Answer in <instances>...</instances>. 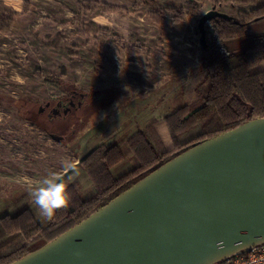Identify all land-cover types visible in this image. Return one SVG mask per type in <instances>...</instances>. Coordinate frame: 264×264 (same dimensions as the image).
<instances>
[{"label": "rangeland", "instance_id": "rangeland-1", "mask_svg": "<svg viewBox=\"0 0 264 264\" xmlns=\"http://www.w3.org/2000/svg\"><path fill=\"white\" fill-rule=\"evenodd\" d=\"M222 2L216 7L213 0H194L191 11L175 21L165 8L183 4L182 0H0V242L6 239L2 217L26 207L41 225L46 224L29 192L51 173L67 174L66 161L77 163L102 144L122 145L153 120L166 126L164 117L186 103L184 85L202 67L200 19L214 9L240 19V12L264 6V0ZM206 31L209 41L211 22ZM263 31L264 21H255L248 36L231 46L243 50ZM51 78L89 92L92 87L106 91L93 102L96 109L88 123L65 120L66 146L33 124L47 125L49 116L56 115L52 102L67 95L43 84ZM26 98L41 107L50 100L51 106L40 117L27 114L29 122L23 115L27 108L10 102ZM76 106L81 115L80 103ZM199 132L194 129L181 140ZM131 167L132 162L125 160L112 172L119 176ZM62 181L66 186L80 185L85 196L95 191L79 165Z\"/></svg>", "mask_w": 264, "mask_h": 264}, {"label": "water", "instance_id": "water-1", "mask_svg": "<svg viewBox=\"0 0 264 264\" xmlns=\"http://www.w3.org/2000/svg\"><path fill=\"white\" fill-rule=\"evenodd\" d=\"M217 18L231 16L200 19L201 46ZM261 243L264 118L196 144L12 264H216Z\"/></svg>", "mask_w": 264, "mask_h": 264}, {"label": "trees", "instance_id": "trees-1", "mask_svg": "<svg viewBox=\"0 0 264 264\" xmlns=\"http://www.w3.org/2000/svg\"><path fill=\"white\" fill-rule=\"evenodd\" d=\"M193 1L182 0L183 4L172 5V8L165 10L173 14L175 21H180L183 18L181 15L191 11ZM213 1L216 7L223 4L222 0ZM239 17L217 18L211 22L212 38L207 41L206 47L201 46L202 67L183 88L186 103L164 117L172 148L159 135L156 120L148 123L145 129L136 131L122 145L102 144L93 148L83 157L79 166L87 171L95 191L85 196L80 185H67L71 197L68 208L58 212L54 220H47L45 225L39 223L28 207L16 215L2 217L6 239L0 242V264H12L53 241L196 144L218 137L249 121L264 118V68H258L264 63V31L254 35L252 43L243 50H234L231 46L233 41L248 36L251 23L264 21V6L249 13L240 12ZM38 75L43 73L39 72ZM63 75H66L65 71ZM43 84L61 89L67 95L61 102H52L56 103L53 106L55 112L52 111L56 115L49 116L47 125L35 121L33 124L60 143L66 140L68 133V128L63 127L65 120L77 124L88 123V115L95 107L93 102L99 99V95L105 96L101 93H106L104 90L96 91L93 87L90 92L85 91L60 78L45 79ZM49 101L41 107L29 98L10 99L16 108H27L23 112L27 121L35 115L40 117L46 114V109L51 106ZM78 103L81 105V115H78ZM37 104L39 107H36ZM197 128H200V132L196 136L181 140L186 133ZM125 160L131 161L132 167L115 176L112 169Z\"/></svg>", "mask_w": 264, "mask_h": 264}, {"label": "clouds", "instance_id": "clouds-1", "mask_svg": "<svg viewBox=\"0 0 264 264\" xmlns=\"http://www.w3.org/2000/svg\"><path fill=\"white\" fill-rule=\"evenodd\" d=\"M64 166L71 171L77 168L71 161H66ZM29 195L41 217L48 221L54 220L58 212L66 210L71 198L62 178L55 173L44 177L39 186L30 190Z\"/></svg>", "mask_w": 264, "mask_h": 264}, {"label": "built area", "instance_id": "built-area-1", "mask_svg": "<svg viewBox=\"0 0 264 264\" xmlns=\"http://www.w3.org/2000/svg\"><path fill=\"white\" fill-rule=\"evenodd\" d=\"M216 264H264V243L241 250Z\"/></svg>", "mask_w": 264, "mask_h": 264}, {"label": "crops", "instance_id": "crops-1", "mask_svg": "<svg viewBox=\"0 0 264 264\" xmlns=\"http://www.w3.org/2000/svg\"><path fill=\"white\" fill-rule=\"evenodd\" d=\"M262 23V22H261ZM137 87V86H136ZM110 88V87H109ZM137 88H139V87H137ZM103 89V88H102ZM104 89H107V88H104ZM118 90H120L119 88H117ZM162 122L160 121L159 123H157V125H156V129L158 130V128L160 127L161 128V133L163 134V137H164V140L165 141H167V143H168V146H169V143H170V140H171V138H170V134L168 133V130H167V127L164 125V123H162ZM81 160V158L78 160V162L77 163H75L76 165H79V161Z\"/></svg>", "mask_w": 264, "mask_h": 264}]
</instances>
